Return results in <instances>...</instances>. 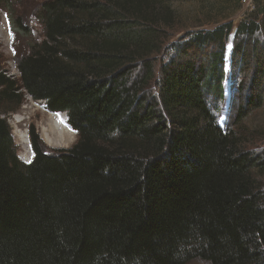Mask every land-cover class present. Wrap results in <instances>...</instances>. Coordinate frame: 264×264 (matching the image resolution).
<instances>
[{"label": "trees", "instance_id": "trees-1", "mask_svg": "<svg viewBox=\"0 0 264 264\" xmlns=\"http://www.w3.org/2000/svg\"><path fill=\"white\" fill-rule=\"evenodd\" d=\"M182 1L40 0V41L7 12L27 42L17 79L0 68V264H264V0L157 62ZM23 96L76 142L46 154L30 132L22 162L6 116Z\"/></svg>", "mask_w": 264, "mask_h": 264}, {"label": "rangeland", "instance_id": "rangeland-1", "mask_svg": "<svg viewBox=\"0 0 264 264\" xmlns=\"http://www.w3.org/2000/svg\"><path fill=\"white\" fill-rule=\"evenodd\" d=\"M248 1L250 0H246L245 3H241L240 8L239 6L226 4V0H209L208 2L192 0L171 2L169 6L174 12L173 24L168 27L164 33L165 41L163 49L161 53L156 56V61L158 62L166 58L169 54L168 47L170 43L175 42L179 37L184 36V34L188 31L210 29L216 24L226 21L236 23L243 16V13L248 10ZM11 2L13 6H9L8 9L0 8V68H3V70L6 71L7 76L17 79L18 71L16 69V61L19 54H22L25 50L27 41L25 38V31L21 30L17 27V25V34L15 35L13 33L9 26L7 12L10 14L12 21H15V19L20 21L22 27H25V29L29 31L30 37L35 41L43 39V31L41 29V25L36 19V9L38 8L40 0H11ZM225 86L228 88L227 82L225 83ZM226 94H229V92H226ZM22 101L21 106L16 112L12 114L9 113L6 116L16 147L17 156L22 162H27V151L24 143L22 146L19 139L15 136V133L26 135L28 138V146L29 134L30 132L34 133L38 139L39 150L46 154H54L60 149H68L76 142L78 136L75 134L74 140L68 145H46L42 140L40 132L45 127L41 123L42 120L45 121V117H48L47 111L43 107V103L41 101H33L28 96H23ZM223 115L224 110L219 117L220 121H223ZM64 116L66 115L64 114ZM248 124L250 130L259 129L261 131L260 135L251 139L252 143L250 144L249 149L257 152L258 155H263L264 110L256 113L255 116L248 121ZM28 149H30V146ZM31 156L30 152L29 157L31 158ZM258 180L264 190V173L260 178H258ZM187 264L208 263L200 259H193Z\"/></svg>", "mask_w": 264, "mask_h": 264}, {"label": "bare ground", "instance_id": "bare-ground-1", "mask_svg": "<svg viewBox=\"0 0 264 264\" xmlns=\"http://www.w3.org/2000/svg\"><path fill=\"white\" fill-rule=\"evenodd\" d=\"M47 114L48 117H45L46 122L43 120L41 122L45 127L43 126V130L40 131L44 143L49 146H64L72 142L75 138V133L65 125L64 114L49 112H47ZM15 136L19 139L22 146L24 143L27 151V159H25L26 161H28L31 152L28 149V138L26 137V135L17 133H15Z\"/></svg>", "mask_w": 264, "mask_h": 264}, {"label": "built area", "instance_id": "built-area-1", "mask_svg": "<svg viewBox=\"0 0 264 264\" xmlns=\"http://www.w3.org/2000/svg\"><path fill=\"white\" fill-rule=\"evenodd\" d=\"M246 2V0H242V3H245ZM248 5H250V1H248Z\"/></svg>", "mask_w": 264, "mask_h": 264}]
</instances>
